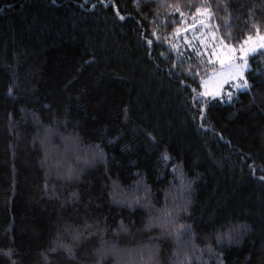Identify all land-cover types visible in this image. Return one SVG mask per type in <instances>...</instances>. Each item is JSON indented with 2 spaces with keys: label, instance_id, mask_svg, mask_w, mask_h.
<instances>
[{
  "label": "trees",
  "instance_id": "16d2710c",
  "mask_svg": "<svg viewBox=\"0 0 264 264\" xmlns=\"http://www.w3.org/2000/svg\"><path fill=\"white\" fill-rule=\"evenodd\" d=\"M197 9L264 35V0H0V264H264V52L202 97Z\"/></svg>",
  "mask_w": 264,
  "mask_h": 264
},
{
  "label": "rangeland",
  "instance_id": "374dc122",
  "mask_svg": "<svg viewBox=\"0 0 264 264\" xmlns=\"http://www.w3.org/2000/svg\"><path fill=\"white\" fill-rule=\"evenodd\" d=\"M175 36L177 48L188 45L189 48L202 52L205 58L208 57L207 62L210 68L206 70L207 74L200 83V95L202 97L228 103L236 93L248 90L238 87V84H243V80L239 79L237 75L239 70L235 67L237 64H243V60L239 59V50L243 46L249 51L247 60L255 54L264 52V35L247 38L235 46L236 51H230L233 45L224 47L221 44L212 24H210L209 12L203 9L196 12L193 17L185 19ZM248 67L247 65L243 69L244 79Z\"/></svg>",
  "mask_w": 264,
  "mask_h": 264
},
{
  "label": "snow or ice",
  "instance_id": "6c2138e0",
  "mask_svg": "<svg viewBox=\"0 0 264 264\" xmlns=\"http://www.w3.org/2000/svg\"><path fill=\"white\" fill-rule=\"evenodd\" d=\"M200 11H201L200 9H197V12H200ZM120 18H121L122 20L124 19L123 16H121ZM258 30H259V29L257 28V31H258ZM230 39H231V36H225V37H222V38H221V44H222L224 47H229V45H228V41H229ZM151 43H152V42L149 41V44H151ZM230 51H233V52L236 51L235 46H232V47L230 48ZM239 51H240L239 59L243 60V64H237V65H235V67L239 70V71L237 72V75H238L239 79H242V80H243V84H238V87L243 88V89H248V88L251 87V85H249L247 79H244V77H243V69H245V68L247 67V65H248L247 56L249 55V51L246 50V49H244L243 46H241V48H240ZM221 62L223 63V61H221ZM174 67H175V65H174ZM187 74H188V75H192V76L195 75V74L192 73L190 70L188 71ZM196 74H198V73H196ZM10 91H11V90H10ZM229 95H231V94H229ZM162 159L167 160V159H169V157H168V155L165 153V154L162 155ZM261 179H264V177H261ZM229 238H231V237L229 236Z\"/></svg>",
  "mask_w": 264,
  "mask_h": 264
}]
</instances>
